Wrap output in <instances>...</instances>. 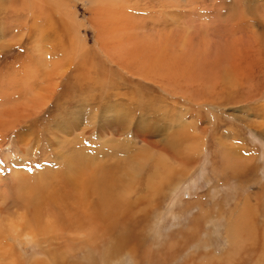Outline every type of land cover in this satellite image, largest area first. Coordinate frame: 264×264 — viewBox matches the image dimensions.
Returning <instances> with one entry per match:
<instances>
[{"label":"rangeland","instance_id":"rangeland-1","mask_svg":"<svg viewBox=\"0 0 264 264\" xmlns=\"http://www.w3.org/2000/svg\"><path fill=\"white\" fill-rule=\"evenodd\" d=\"M46 1H51V3L48 5ZM58 1L59 0H40V2L39 0H0V181L2 180L0 182V187L2 191H4L1 192L2 196L0 195V225L5 234L3 239H8L7 241L9 243L14 244V241H11V238L13 239L14 237L11 227L14 224L16 225V223H14L16 220L13 222L14 216L11 214L15 211V206H11L12 201L16 200L15 192H13L16 185L14 184L13 177H11L12 168L15 169V167H17L14 163L17 159L19 162L21 161L19 164L20 171L23 170L26 175L29 174L33 176L41 166L44 167L45 163L53 161L52 145H49L51 135L55 134L53 133V129L59 128L61 131H64V124L69 125L72 119L79 116V114H77L80 113L77 110V102H83L86 108L88 107L87 109L90 108L89 103H92V110L94 112L96 110L95 114H97V116H102V112L105 111L107 107H104L103 104L106 103L104 100L100 99V97L97 98L99 96V93L96 92L98 89L92 85L90 88L89 86L87 87V82L88 84H93L91 79L95 77V74L92 73L95 68L98 70L102 68L114 69L116 65L120 64L125 66L124 68L126 69L123 71H126V73L119 68L117 69L118 72H116V75L114 74V76L111 77L113 79L111 80L117 86V91H120L122 94H127V96L133 95L136 97L129 103L125 100L126 97L120 99L119 96H122L118 95V99H113V102H123V104L126 105L124 106L125 109L129 108L127 112V114L131 113L129 118V120H131L129 121L130 127L128 128L131 131L129 132L135 135L142 133L138 135L144 138V142L149 148L153 147L150 149L156 153V156L164 152H169L167 145L168 141L166 139L168 136L165 132L159 134V132H161L160 130L158 133L151 132V130H153L156 125L161 124L160 119L165 121L163 116L166 117V120L168 117L171 119L177 118L178 114L181 113L180 109H186V107H183L182 101L181 103L175 99L171 101L170 97L161 91L160 86L163 85L164 78L166 79L167 76L170 77L172 75L173 79L178 82L179 87L192 82L197 83V86H202L198 87L199 90L201 88L202 90L208 91L205 94L207 97L209 93L212 92V90L209 89L211 88L209 85L221 81L220 86L222 84L225 86V84L228 83L222 80H227L226 76L228 78L230 77L228 79L230 82L234 79L232 83L235 82L236 87L235 90H232L234 92L230 93L232 96L226 94L223 96L224 98L220 97V99H218L216 96L219 93L215 92H212V94H215L209 95L211 99L208 100L205 96H202L203 98L198 96L196 102L200 105V108L198 110L195 109L196 112L194 110H192L193 112L191 110L188 111L189 114L186 112L184 117L190 124L196 123L198 120L196 124H192L188 129L194 131L193 133L197 136H195L197 139L204 138L202 129L206 131L211 126L214 129V131H212V133L215 134L214 137L218 136V138L222 139L221 136L225 137V135L229 133V135L226 136L230 137H227L228 139L225 144L232 149L233 153L241 155L245 164H251H249L250 166L248 165L250 168L249 172L242 181L235 178L233 179L229 174V170L224 173L226 170L222 169V163L218 157L217 159L214 158L216 163L212 164V154L211 151L208 150L204 157L205 159H200V163L202 162L204 167L201 165L203 171L201 173L203 174L197 175L196 178L198 194L195 192V187H192L190 190L192 193L191 197L184 195L182 198L184 201H187L190 198H195V194L200 196L205 195L202 199L203 202H214L212 204H215V208H212V213L217 212L216 206L219 208L224 206L226 209L233 208L238 201L237 199L239 197H244V195L253 196L254 200L259 199L257 201L260 204V209L263 208L264 0ZM57 3L58 5L56 6L55 4ZM61 3L63 7L60 6ZM36 4L40 6L38 7ZM43 5L48 7H44L45 10L49 9L46 10V13L48 11L49 13L45 16L41 15L40 7ZM59 6L62 9H60ZM55 9L58 12L53 11ZM196 12L203 16H199L198 18H204V20H200L202 24L201 30H203V32L195 30L198 28L195 27V24L199 22L196 21ZM59 13L62 16H60ZM121 25L123 27H121ZM124 25L129 28L124 27ZM114 28L117 29V31L114 30ZM122 35L124 37H122ZM106 39L107 41L109 40L108 43ZM75 48H78V50ZM110 52H112V54ZM108 55L109 58H107ZM76 56L78 58H76ZM110 57L113 58V60H110ZM31 65L33 67L37 66L38 68H33ZM30 67L35 70V74L32 75V77L31 74L28 73L30 70L28 68ZM129 68L131 69L127 71ZM73 73L76 74L74 75ZM25 74H27L26 77H24ZM139 75H144L145 81H143ZM238 80L240 82H238ZM33 85H37V88L39 87L36 91L38 93H27L28 86L30 89L36 88H31L34 87ZM40 85L44 88L42 89ZM205 86H208V88L206 87L205 89ZM179 87L178 89L181 90ZM230 87L225 90H230ZM187 88L191 89V87ZM40 89L42 91L44 90V92L47 90L45 93L47 97H44V92L42 94ZM182 89L184 90L183 87ZM87 91H95L97 97L91 100V96H89L90 92L88 93ZM48 92L51 94H48ZM49 95L50 100L47 102V107L43 108L45 110L38 115L39 117L36 120L30 121L29 125H21V127L19 125L16 128L14 126L12 127L13 130L11 129V126L17 124L18 118L25 117V115H23L25 111L28 114L31 113L28 112L31 111L30 109L33 108L32 110H35L43 106L45 99L47 100ZM40 96H43L42 99ZM160 97H163L164 100ZM155 98L157 100H154ZM23 100L25 102H23ZM158 100H163L168 105H166L164 113L162 111L165 102H159ZM31 101L33 104H31ZM84 101H88L89 103ZM39 102L41 105H39ZM60 103H63L62 106ZM107 103L111 104V102ZM173 103H175V105ZM176 103L180 104L182 107H178ZM222 104L223 107L221 106ZM169 105L172 106L170 107L172 111H168ZM213 106L214 108H212ZM87 109L86 111L83 109L81 124H79V128H75L79 134H84V132L88 130L86 128L88 122ZM159 111L164 115L158 114ZM146 118L147 120H145ZM143 119V126H141L139 122ZM207 119H210V121L213 119L212 121L215 124L213 123V125H211L212 122ZM97 120L96 122H98ZM57 121L60 123L58 124ZM162 124H164V122ZM95 127L96 126H94L93 129H95ZM108 128H105V131L109 130V136H113V139L115 137H124L123 133L127 132V128L124 125L122 128L118 121L112 128ZM195 128H198V131H201V133H195ZM204 128H206V130ZM19 134H27L26 137L28 140H31L32 145L30 150L24 146L25 144H20L21 142L18 140ZM72 134L73 131L71 132V130H68V135L71 136ZM209 136L211 137V134H208V141L205 143L208 148L212 149L214 144L210 142ZM84 137L85 139L90 138L88 135ZM119 138L118 140H120ZM175 138H180V134H176L172 139ZM21 139L22 138H20V140ZM147 141H149V143ZM153 143L155 144L153 145ZM115 146H121L120 141H118ZM138 148V146H133V149H136V151H138ZM252 167L254 169H252ZM223 179L224 181L222 182ZM11 183H13L12 187ZM182 190L183 188H180V191ZM5 195H7L6 198ZM171 200L169 199V201ZM166 203L168 204V202ZM188 205H190L189 207H191V209L188 206L186 207L187 212L184 218L190 222L192 215L195 214V208L191 206L190 202H188ZM174 207L175 206H173L172 209H174L175 212H181L180 210L185 209L181 205H176V207ZM168 208L169 206L164 208V217L167 214L166 212H168ZM164 210L162 209V211ZM192 210L194 212H192ZM176 214L177 213H175V215ZM4 215L7 217H4ZM164 217H162V219ZM5 218L6 221L7 218L8 221L12 220L10 221L11 223H6L4 220ZM7 224L10 225L8 226ZM172 224V219H163L161 224L158 225L157 230L161 232L162 236L169 237V240L175 243L172 247H180V252L186 253L185 250L188 249V245H193L188 244L183 246L184 237L189 231L187 229L182 230L185 227L183 226L180 228V225L179 229H173L171 226ZM180 224L183 225L184 222ZM168 228L170 229L168 230ZM8 229L10 232L7 231ZM211 239L216 247L220 245L221 242L216 239V237L212 236ZM194 253L195 250L185 257H180L177 263H186L188 261L187 257L194 256Z\"/></svg>","mask_w":264,"mask_h":264},{"label":"bare ground","instance_id":"bare-ground-1","mask_svg":"<svg viewBox=\"0 0 264 264\" xmlns=\"http://www.w3.org/2000/svg\"><path fill=\"white\" fill-rule=\"evenodd\" d=\"M47 3L49 5L51 1ZM55 5L57 6L58 3ZM36 6L39 7L40 5L36 4ZM60 6L63 7V4L61 3ZM44 7L47 6L43 5L40 7L41 15L43 16L49 13V11L46 13V10L49 9L45 10ZM56 9L53 11H57ZM60 9L62 8L60 7ZM60 16L62 15L60 14ZM199 16L203 17L196 12V21L199 22L195 24V27H198L195 30L203 32V30H201L202 24L200 23L202 18H198ZM202 20H204V18ZM121 27L123 26L121 25ZM124 27L126 26L124 25ZM114 30L117 31L115 28ZM122 37L124 36L122 35ZM76 50H78V48ZM110 53L112 54V52ZM76 58L78 57L76 56ZM107 58H109V55ZM110 60H113V58L110 57ZM64 64L67 65L66 63ZM31 67L33 66L31 65ZM31 67L28 68L30 69L28 73L31 74L32 77V75L35 74V70ZM116 67H114V69L102 68L101 70L95 68L94 72H92L95 74V77L91 79L93 84H88L87 81H85L87 85L84 83L87 87L89 86V88L92 85L98 89L96 91L99 93L98 97L95 91H87L88 93L90 92L89 96H91V100H93L92 98L100 97V99L105 101L106 104H103V106L107 107L105 111L102 110V116H97V114H95L96 110L95 112L92 110V103L84 101L89 103L90 108L87 109L88 107L86 108L83 102H77V110L80 112L77 114H79V116L70 121V126L64 124V131H61L59 128L53 129V133L55 134L51 135L49 145H52L54 162L45 163L44 167L41 166L33 176L29 174L26 175L23 170L20 171L19 164L21 161L19 162L17 159L14 163V165L18 167H15V169L12 168L11 171V177H13L14 184L16 185L13 190L16 195V200H13L11 204V206H15V211L13 210L14 212L11 213L12 216L15 217V219L13 217V222L16 220V222H14L16 225L14 224V226L12 224L13 226L11 227L14 235L11 241H14V244L9 243L7 241L8 239H3L5 234L0 225V264H178L177 261L180 257H185L194 250V256L187 257L188 261L182 264H264V199L262 200L263 208L260 209V204L257 201L259 199L254 200L253 196L244 195V197H239L237 199L238 201L233 208L226 209L224 206L220 208L216 206L217 212L212 213V208H215V204H212L214 202H203L202 199L205 195H197L198 185L196 186V178L197 175L203 174L201 173L203 172L201 167L204 165L202 162L200 163V159L203 160L208 150H210L212 154V164L216 163L214 158L217 159L218 157L222 163V169L226 170L224 173L229 170V174L233 179L235 178L239 181L244 180L249 172V166L251 165L250 163V165L245 164L242 156L233 153L232 149L225 144L228 139L227 137H230L226 136L229 135V133L226 134L225 137L221 136L222 139L218 138V136L214 137L215 134L212 133L214 129L211 126L207 130L204 128L206 131L202 129L204 138L199 137L202 139H197V136L193 133L194 131L188 130L195 122L190 124V122L185 119L184 114L186 112L188 113L190 110L196 112V110L200 108V105L196 102L198 96H205L208 91L202 90L201 88L199 90L198 87L202 86H197L198 84L194 82L179 87L178 82L173 79L172 75L170 77L167 76L166 79L164 78L163 85L160 86L161 91L168 95L171 101H174L173 99L180 103L182 101L183 107H186L187 110H184V108L180 109L181 113H177V118L171 119L167 116V120L166 117L163 116L164 114L162 115L160 113L162 110L158 112V114L160 113L163 116L165 121L160 119L161 124L156 125L151 132L158 133L159 130L161 131L159 134L165 132L168 136L165 138L168 141L167 145L169 152H164V150V153L156 156V153L151 150L153 147H150V149L148 145L145 144L144 138L138 135L142 133L135 135L129 132L131 131L128 129L130 127L129 121H131L129 120L131 113L127 114L129 108L125 109L124 106L126 105H124L123 102H113V99H118V95L122 96H119L120 99L126 97V99H124L129 103L136 97L133 95L127 96V94H122L120 91H117L118 88L115 83H113L111 77H113L114 74L116 75V72H118L117 69L120 68V70L123 71L126 68L121 64L116 65ZM35 68L37 69L38 67L36 66ZM130 69L131 68L127 71ZM123 72L126 73V71ZM27 74H25L24 77H26ZM73 74L75 75L76 73ZM139 76L145 81L144 75ZM226 78L227 80H222L228 83L225 84V86H223V84L220 86L221 81L209 85V87H211L209 89H211L212 92L219 93L216 96L218 99L226 94L233 93V89L235 90V82L232 83L234 79L230 82L228 80L230 77L228 78L226 76ZM238 82L240 81L238 80ZM81 84L83 85V82ZM28 87L27 90L29 92L27 91V93L29 94H34L39 88H37V85L31 87H36L35 89H30V87L28 89ZM178 87L181 90H183V87L184 90L181 91ZM187 87H191V89ZM206 87L208 88V86H205V89ZM229 87L230 90H225L226 88L229 89ZM43 92L44 90L42 94ZM46 92L43 94L44 97H47L45 95ZM49 92L48 94H51ZM212 92H210L209 95L215 94H212ZM230 95L232 96V94ZM205 97H207V95ZM208 97L207 100L211 99ZM24 100L23 102H25ZM48 100H50V95L47 100L45 99L44 105L39 109L32 110L33 108L31 107V111H28L31 113L28 114L25 111V114H23L25 117L20 116L21 118H18L17 124L15 123L16 125L11 126V129L14 126L16 128L19 125L20 127L21 125H29L30 121L36 120L39 117L38 115L45 110L43 108L47 107ZM154 100L157 99L155 98ZM40 102L39 105H41ZM107 102H111V104ZM31 104H33L32 101ZM62 104L60 103L61 106ZM164 104L165 106H162L163 113L167 105L166 102ZM173 104L175 105V103ZM176 105H178V107L180 106V104L177 103ZM221 106L223 107V104ZM170 107L172 106L169 105L168 111H172ZM212 108H214V106ZM83 109L85 111L87 109L88 112V122L86 124L88 130L85 132L83 131L84 134H79L75 128L81 124ZM192 117L190 118L193 119ZM96 120L98 122H96ZM145 120H147V118ZM207 120L210 121V119ZM212 120L210 121L212 122L211 125L214 123ZM117 121L122 128L123 125L127 128V132L123 133L124 137H118L120 140L116 137V139H113V136H109V130L105 131V128H112ZM143 122L144 119L140 120L139 123L141 126H143ZM163 122L164 124H162ZM197 122L198 120L196 123ZM59 123L60 122H58V124ZM94 126H96L95 129H93ZM68 130H71V132L73 131L71 136L68 135ZM196 132L197 134L201 133V131H198V128H195V133ZM176 134H180V138L172 139ZM208 134H211V137L209 136L210 142L214 144V146L211 144L213 146L212 149L208 148L205 143L208 141ZM87 135L90 136V138L85 139L84 136ZM26 136L27 134H19L18 140L21 142L20 144H25L24 146L30 150L32 146L31 140H28ZM20 138L22 139L20 140ZM118 141H120L121 146H115ZM147 142L149 143V141ZM151 144L150 142V145ZM154 144L155 143H153V145ZM133 146H138V151L133 149ZM252 169L254 168L252 167ZM223 181L224 179L222 182ZM12 184L13 183H11V187L13 186ZM192 187H195V192L197 193L195 194V198L184 201L182 196L191 197L192 193L190 190ZM180 188H183V190L180 191ZM1 192H4L2 188L0 190V195L2 194ZM6 196L7 195H5V198ZM169 199L173 201H169ZM166 202H168V204ZM188 202L195 208V214L192 215L190 222L184 218L187 212L186 207L190 206ZM176 205H181L185 209L180 210L181 212H175L172 208L173 206L176 207ZM168 206V212H166L167 214L164 217V208ZM189 208L191 209V207ZM162 209L164 211H162ZM192 212L194 211L192 210ZM175 213L177 214L175 215ZM4 217L7 216L4 215ZM162 217H164L163 219L173 220V224L171 225L173 229H179L180 225V228L183 226L185 227L182 230L187 229L189 231H186L187 234L184 237L183 246L188 244H193L195 246L188 245V249L185 250L186 253L184 251V253H181L179 250L181 249L180 247H172L175 243L169 240V237L162 236L161 232L157 230L158 225H160L163 220ZM8 218L7 221L6 218L4 219L6 223L12 221H8ZM181 222H184V224L181 225ZM169 229L170 228H168V230ZM7 231L10 232L9 229ZM212 236L220 240L221 243L218 247L212 243Z\"/></svg>","mask_w":264,"mask_h":264}]
</instances>
